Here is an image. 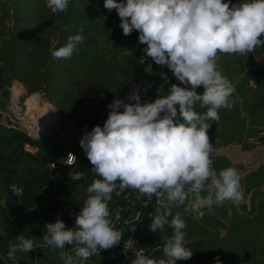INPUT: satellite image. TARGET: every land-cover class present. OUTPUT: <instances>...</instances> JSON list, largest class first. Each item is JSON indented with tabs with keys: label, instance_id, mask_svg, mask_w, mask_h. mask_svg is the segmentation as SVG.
I'll return each mask as SVG.
<instances>
[{
	"label": "clouds",
	"instance_id": "obj_1",
	"mask_svg": "<svg viewBox=\"0 0 264 264\" xmlns=\"http://www.w3.org/2000/svg\"><path fill=\"white\" fill-rule=\"evenodd\" d=\"M69 2L46 0L54 12L65 11ZM103 7L115 9L122 34L135 30L145 56L166 66L179 83L169 84L166 94L150 102L139 96L113 98L103 123L82 132L78 142L95 176L84 189L87 195L73 226L66 227L59 218L45 222L43 242L62 264H82L117 245L123 232L113 224L108 202L113 193L119 197L131 189L143 194L144 204L153 198L159 202L160 211L152 215L148 229L160 235V243L151 249L160 254L145 255L128 238L123 247L132 250L129 264H175L190 259L192 251L185 245V220L172 213L173 207L190 193L197 212L243 199L238 169L212 167L208 129L219 120V109L232 107L234 92L233 83L217 68V54L246 55L264 45V0H103ZM82 33L81 28L69 35L51 56L70 58L84 39ZM75 159L72 155L67 164ZM67 175L78 181L83 172L70 170ZM65 245L71 247L66 250ZM35 247L42 245L18 234L6 256L18 264L16 254Z\"/></svg>",
	"mask_w": 264,
	"mask_h": 264
},
{
	"label": "rangeland",
	"instance_id": "obj_2",
	"mask_svg": "<svg viewBox=\"0 0 264 264\" xmlns=\"http://www.w3.org/2000/svg\"><path fill=\"white\" fill-rule=\"evenodd\" d=\"M81 28L84 39L77 45L72 56L67 59L53 58L51 51L63 45L69 35ZM137 36L135 30L127 36L122 34L115 9L106 10L103 7V0H70L63 12L52 11L46 0H0V130L2 133L11 131L13 134L17 132L13 128L24 126L27 131L34 134L32 140H35L34 145L24 141L22 144L14 142L1 148L3 152L0 155L1 198L3 192L6 197L10 193L11 196L18 198L25 193L29 195L26 200L30 206L32 203L37 204L33 198L40 186L25 192V188L19 185L22 174L16 173L8 180L4 169H10L11 166L14 168L17 164L21 171L26 168L27 160L32 170V180L37 181V184L50 183L51 174L45 173L50 169L49 161L46 160L47 152L52 150L62 158L66 150L73 149L83 158V151L81 149V152L79 151L78 145L82 132L94 124L103 123L107 115L106 105L116 97L125 99L131 81L137 75L145 83L152 81L151 90L161 89L162 95L166 94L169 84L179 83L166 66L153 67L150 76L141 69L137 72L136 68L142 64V57L143 59L146 57L142 51L144 45L138 42ZM216 65L220 73L233 83L234 92L231 96L232 107L219 109V120L208 129L209 140L213 145L212 167L215 168L219 164V153L216 152L218 146L228 149V153L231 150L226 139L232 135L231 137L238 139L239 144L243 145L242 151H246V154L243 152L242 154L245 158L242 154L240 160L232 157L233 160L230 162L220 158V164H235L242 168L248 164L247 151L251 150V154L259 157L263 148L260 144H264V114L259 112L261 109L264 110V104L261 103L263 102L261 100H264V45L247 52L246 55L218 53ZM30 97H36L33 99L35 103L37 100L39 105L40 102L48 104L49 112L40 110L36 105L29 108ZM256 113L259 115L255 116ZM250 132L253 136H249ZM22 134L28 137L25 132ZM215 137H218V141L214 143ZM24 145L26 147L30 145L38 151L27 153L24 151ZM33 152L39 158L43 154L44 159L40 161L37 155L32 154ZM236 153H239V150ZM28 155L33 159H29ZM39 163H42L41 166ZM20 171L18 170L19 173ZM80 180H72L71 183L75 184L74 190L77 187L79 190L80 186V191H84L88 181ZM60 189H64V186L62 185L59 191ZM42 195L48 199L46 204H42L45 207L42 209L44 215L42 219L35 223L32 220L26 227L18 225L19 229H16V235L24 234L42 247H35L27 253L18 252L16 256L25 264L33 262L62 264L58 253L44 244L42 236L45 222H52L50 215L59 206H56V198L58 200L63 194L61 192L57 194L55 190V196L52 195V198L47 193ZM74 195L79 197V201L84 197V195L81 197V193L74 192ZM191 195L190 193L188 196ZM253 195L252 190L247 192L248 198ZM116 201L117 196L113 193L112 199L108 202L110 212ZM30 206L24 208L26 215L30 214L27 211ZM187 206L188 213L184 215L179 211V214H183L180 216L191 226L194 233L192 237L185 238V245L191 249L192 255L198 249L221 252L222 261L219 264H257L260 257H264L263 245L246 237V219L240 221L234 219L233 224H226L220 232L214 233L198 227L197 223L190 219L189 209L193 211L191 204ZM150 209L156 214L160 206L153 202ZM262 212L264 215V210ZM262 219L260 223L248 224L250 229L257 231L262 226L260 234L264 233V216ZM120 230L123 232V238L125 231ZM12 234L0 228V235L4 236L0 238L6 240L3 242L4 246L0 245L4 264H8L6 259L8 245L16 236ZM102 251L107 250L101 249L90 256L92 263L111 264V256L107 257L106 261L101 259ZM177 262L196 263L183 260Z\"/></svg>",
	"mask_w": 264,
	"mask_h": 264
},
{
	"label": "crops",
	"instance_id": "obj_3",
	"mask_svg": "<svg viewBox=\"0 0 264 264\" xmlns=\"http://www.w3.org/2000/svg\"><path fill=\"white\" fill-rule=\"evenodd\" d=\"M256 58V57H254ZM263 102H261L262 104H264V100H261ZM259 112H262L264 114V110L261 109ZM252 113V112H251ZM259 115L258 113L255 114ZM252 116V115H251ZM216 125V124H214ZM213 125V127H214ZM6 131V130H5ZM10 132L8 131V133H2L0 130V155L3 153L1 151V148L6 147L7 144L3 143L2 141H5L6 139L9 138L10 136ZM253 136V134L250 132L249 136ZM232 135H230V138L228 137L226 139L227 142H229L228 146H231V150L228 153V149H222L219 146L216 149V152L219 153L218 154V165L214 168L217 171L222 169V167H226V165H228L229 163L222 165L220 164V161L222 158L226 159L225 161H232V157L238 158L240 160L241 154L243 152V154H246V151H242L244 150V147L242 144H239V140L238 139H234L233 137H231ZM235 137V136H234ZM245 138V137H243ZM249 138V137H248ZM215 141H218V137H215L213 139V142L215 143ZM237 141V142H236ZM247 142H249L248 140H245ZM250 143V142H249ZM14 144V143H13ZM79 145V143H78ZM263 148L262 150H260V156H256L255 154H251V150L247 151V155L248 156V164L245 167H239L238 165L235 164H230L228 166H233L235 168L238 169V171L240 172V185H241V191L243 193V199L239 204H233L231 202L225 201L223 204L221 205H213V211L208 212L206 209L201 210L200 212L197 211H192L191 209H189V214H190V219L197 223L198 227L204 228V230H209L211 232H216L222 229V227H225L226 224H233L234 223V219H237L238 221L242 220V219H246V237L247 238H251V240H256L258 243L262 244L264 247V233L260 234V229L261 227L257 230L254 231L253 228L250 229V224L251 222H257L260 223L262 222V217L264 216L262 213V211L264 210V144H260ZM19 146V145H17ZM25 149L24 151L28 153V151H38L37 148L31 147L30 145H24ZM240 148H241V152H240ZM81 147H79V151H80ZM82 150V149H81ZM239 150V153H236ZM24 152V154H26ZM81 152V151H80ZM249 152V153H248ZM23 153V152H22ZM32 154H35V152H33ZM83 154V158H81V163L80 165H78L75 168L72 169H58L56 171H52L51 169L48 170L47 168V163H45V167L48 171H45V173H50L51 174V178L52 180H50V183H40L37 184V181L32 180L31 175H32V170L28 165V161L26 160L25 162V166L26 168H24L23 170L20 171V168L18 167V165L16 164L15 167L13 168L11 166L10 169H4L3 166L2 169H4L6 171V177L8 180H11V178L16 175V173L18 174H22L21 178L22 181H20L19 185L23 186L25 188V192L26 190L28 192H30L32 189H35V187L40 186L39 190L36 192L37 194H34V198L33 200L37 201V204L32 203L30 206V203L26 200V197L29 196L27 194H23L21 197H14L11 196L10 193L8 194V196L6 197L5 192H3V197L1 198L0 195V228L4 229L6 232L9 233H14L12 234V236L16 235V229H19V226H23L26 227L28 226L32 220L35 223V221H40L44 215L43 214V210L45 207L42 206V204H46L48 199L47 197L43 196L42 194L47 193L50 194V198H52V195H54V191L56 190V193L59 194L61 192V194L58 197V200L56 198V206L63 204L65 211L67 212H71L76 214L82 204L83 199L85 198V196L87 195L86 192H84L83 190L80 191V184H81V180L79 185V190L78 187L76 190H74L75 188V184L71 183L72 180L69 179L68 177V172L70 170L72 171H81L83 172V175L81 177V179L88 181V184L90 183V178L95 175L94 173H92L91 171H89L91 165L89 163V161L87 160V158L85 157L84 153ZM242 154L243 158L244 155ZM37 155V154H35ZM29 156V155H28ZM38 159L41 161V159L43 160V154L42 156L39 158V156L37 155ZM28 159V158H27ZM29 159H33L32 156H29ZM232 159V160H231ZM47 160V158H46ZM224 162V161H223ZM43 163V162H42ZM42 163H39V166H41ZM217 164V163H216ZM18 170L20 171V173L18 172ZM63 178V181H62ZM11 182V181H10ZM13 182V180H12ZM71 183V186H70ZM87 184V185H88ZM62 185L64 186V189H60L59 188L62 187ZM1 187V186H0ZM86 187V186H85ZM68 188V189H66ZM71 188V189H69ZM41 190V192H40ZM249 190L253 191V196L249 197L247 196V192ZM45 191V192H43ZM43 192V193H42ZM75 193H81V197L84 195V197L81 199V201H79V197L74 195ZM84 192V193H83ZM55 196V195H54ZM48 197V198H49ZM118 200V197H117ZM191 200H192V195L185 201V203H183L182 205L178 206L180 208H174V212L175 214H179V211H182V213H184V215H186L185 213H188V204H191ZM117 202V201H116ZM115 202V203H116ZM67 203V205H66ZM114 203V205H115ZM25 206H30L29 210H27L30 214L26 215L24 212V208L26 209ZM114 208V206H113ZM113 211V209H112ZM111 211V212H112ZM160 211V209H159ZM110 212V213H111ZM179 214V215H183V214ZM46 216V215H45ZM37 222V223H38ZM19 225V226H18ZM43 224H40V226H42ZM249 227H248V226ZM22 227V228H23ZM205 230V231H206ZM194 235V233H193ZM3 235H0V237ZM4 238V236H3ZM3 238H0V240H2ZM3 242H6V240L3 239V241H0V245L4 246ZM264 251V248H263ZM7 263L8 264H12V261L8 260L7 256ZM18 264H25V262H23L21 259H18ZM194 263V262H193ZM209 264V263H205V262H196L194 264ZM264 263V257H260L259 261L257 262V264H261ZM32 264H37L36 262H33Z\"/></svg>",
	"mask_w": 264,
	"mask_h": 264
},
{
	"label": "built area",
	"instance_id": "obj_4",
	"mask_svg": "<svg viewBox=\"0 0 264 264\" xmlns=\"http://www.w3.org/2000/svg\"><path fill=\"white\" fill-rule=\"evenodd\" d=\"M144 56V54H143ZM143 65V72L150 76V71L153 67H159L160 65L155 64L151 61V58L145 57L141 61ZM152 81L145 83L141 77H134L131 81V85L129 91L127 93V97L130 96H139L141 102L144 101H152L158 95H162L163 93L161 89L152 91ZM129 101V100H128ZM131 102V101H129ZM21 132H25L28 137L33 138V133L27 131L23 126L18 128H13ZM75 156V163L72 165L67 164L69 161L72 160V155ZM80 154H77L73 149L66 150L64 156L60 160H48L49 161V168L51 170H58V169H72L77 167L80 161ZM95 175L91 177V180L94 178ZM90 180V182H91ZM15 193V191L13 190ZM140 198V200L137 199ZM144 196L141 193H138L131 189H125L121 195L118 197L117 202L114 205L113 211L111 212L110 218L113 221V224L118 229H124L125 235L122 238L121 242L117 245L113 246L110 249H107V252L110 254L112 263L111 264H129V260L132 257V250L131 249H124L123 245L125 244L126 240L130 238L135 242L136 248H144L145 255H147L146 248L138 242V239L135 235V229L137 225L145 222L148 219H151L154 212L150 209V205L154 202L155 204L159 205V202L153 198L151 202L148 204L143 203ZM137 211L140 213L139 219H136ZM118 213V216H117ZM74 213L66 212L63 204H60L53 213L50 215V219L54 222L57 218L62 220L66 227H72L74 224ZM71 246L65 245V249H69ZM0 261L4 264L3 257L1 256L0 252ZM82 264H94L91 261V258L88 257L86 260L82 261Z\"/></svg>",
	"mask_w": 264,
	"mask_h": 264
},
{
	"label": "trees",
	"instance_id": "obj_5",
	"mask_svg": "<svg viewBox=\"0 0 264 264\" xmlns=\"http://www.w3.org/2000/svg\"><path fill=\"white\" fill-rule=\"evenodd\" d=\"M143 70V66L140 65L136 68L137 72L139 70ZM139 74V73H137ZM0 78H1V74H0ZM198 92L201 91V88L198 87L196 89ZM27 141L29 144L34 145L35 142L31 141L30 139H28L25 135H23L22 133L19 132H14L13 134H11L10 132V136L8 139H6L5 141H2L3 143L7 144V145H12L14 142H16L17 144H22V142ZM46 158L47 160H58L60 157V155H57V152L53 153L52 150H49L46 154ZM52 171H56V170H52ZM178 206H175L174 208H177ZM174 208H172V213L175 214L174 212ZM151 219L146 220L145 222L137 225L136 229H135V235L136 238L138 239V242L143 245L146 250H147V255H159V252L156 253H152L151 249L152 247L157 244L160 243V235L159 233H154L149 231L148 229V225L150 223ZM186 236L185 238H190L193 236V231L192 228L189 224H186ZM170 233V229L168 230ZM101 259L106 261L107 257H110V254L107 251H102L100 253ZM185 262L188 261H196V262H205V263H209V264H219L222 261V253L221 252H206V251H202L200 249L196 250L195 253L193 255H191L190 259L187 260H183ZM0 264H3L0 261ZM175 264H179L177 261L175 262Z\"/></svg>",
	"mask_w": 264,
	"mask_h": 264
},
{
	"label": "bare ground",
	"instance_id": "obj_6",
	"mask_svg": "<svg viewBox=\"0 0 264 264\" xmlns=\"http://www.w3.org/2000/svg\"><path fill=\"white\" fill-rule=\"evenodd\" d=\"M15 92H17L16 90H15ZM33 98H36V97H33ZM32 97H30V99H29V108H31L32 106H34V105H36V107L37 106H39V108H40V110L42 109V111H47L48 110V108H49V105L48 104H46V105H44V103H41L40 102V105L39 104H37V103H39L37 100H36V103H35V99H33ZM53 109V108H52ZM49 111H47V113H48ZM50 113H51V111H50ZM46 117V116H45ZM45 119V118H44ZM47 121V120H46ZM50 123V122H49ZM51 124V123H50ZM47 125V124H46Z\"/></svg>",
	"mask_w": 264,
	"mask_h": 264
}]
</instances>
